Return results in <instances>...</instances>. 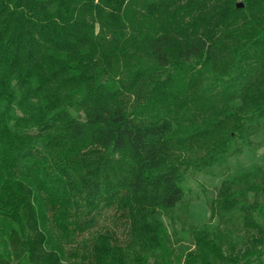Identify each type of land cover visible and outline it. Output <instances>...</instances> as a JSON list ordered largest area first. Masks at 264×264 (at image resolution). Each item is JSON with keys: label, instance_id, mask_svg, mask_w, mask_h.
<instances>
[{"label": "trees", "instance_id": "obj_1", "mask_svg": "<svg viewBox=\"0 0 264 264\" xmlns=\"http://www.w3.org/2000/svg\"><path fill=\"white\" fill-rule=\"evenodd\" d=\"M261 130L264 0H0V264H264V170L220 176Z\"/></svg>", "mask_w": 264, "mask_h": 264}, {"label": "rangeland", "instance_id": "obj_2", "mask_svg": "<svg viewBox=\"0 0 264 264\" xmlns=\"http://www.w3.org/2000/svg\"><path fill=\"white\" fill-rule=\"evenodd\" d=\"M254 142L252 147L246 148L241 154L230 158L229 170L223 169L220 176L250 172L255 168L264 170V130L256 134ZM219 182V176L201 177L199 181L191 178L187 183L189 190L186 192L183 201L176 206L171 215L163 216L171 246L174 248L177 257H181L186 250L193 249L189 237L182 233L183 228L187 230L208 224L211 232L223 231L228 233L224 224L211 216V201L216 197ZM229 239L237 242L238 249L244 246L243 243L246 240L244 233L240 230L231 232Z\"/></svg>", "mask_w": 264, "mask_h": 264}, {"label": "water", "instance_id": "obj_3", "mask_svg": "<svg viewBox=\"0 0 264 264\" xmlns=\"http://www.w3.org/2000/svg\"><path fill=\"white\" fill-rule=\"evenodd\" d=\"M237 6H238V7H243V4H242V3H238Z\"/></svg>", "mask_w": 264, "mask_h": 264}]
</instances>
